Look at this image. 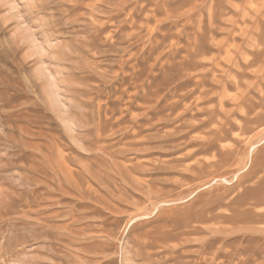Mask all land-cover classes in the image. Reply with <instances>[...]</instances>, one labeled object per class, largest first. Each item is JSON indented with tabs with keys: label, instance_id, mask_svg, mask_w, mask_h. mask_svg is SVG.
<instances>
[{
	"label": "rangeland",
	"instance_id": "374dc122",
	"mask_svg": "<svg viewBox=\"0 0 264 264\" xmlns=\"http://www.w3.org/2000/svg\"><path fill=\"white\" fill-rule=\"evenodd\" d=\"M263 89L264 0H0V264H264Z\"/></svg>",
	"mask_w": 264,
	"mask_h": 264
},
{
	"label": "bare ground",
	"instance_id": "6f19581e",
	"mask_svg": "<svg viewBox=\"0 0 264 264\" xmlns=\"http://www.w3.org/2000/svg\"><path fill=\"white\" fill-rule=\"evenodd\" d=\"M255 50V49H254ZM254 52H256V53H258L259 51L257 50V51H254ZM247 62V61H246ZM248 64H251V63H248ZM242 66V65H241ZM247 67V66H246ZM242 70L244 69V68H241ZM240 72V71H239ZM235 73V72H234ZM236 75V74H235ZM239 75V74H238ZM201 81V80H200ZM199 81V82H200ZM194 82H196V81H194ZM198 82V81H197ZM196 82V83H197ZM198 84V83H197ZM201 84H203L204 85V82L203 83H201ZM199 86H201L200 85V83L198 84ZM263 86V85H262ZM195 87H197V85L195 86ZM199 88V87H198ZM197 88V89H198ZM258 88V90H259V87H257ZM260 89H261V86H260ZM264 90V89H263ZM198 92V91H197ZM174 93V92H173ZM173 93H172V95H173ZM204 95H206V94H204ZM171 97V96H170ZM176 97H180V96H176ZM173 100V99H172ZM183 100H185L184 98H183V96L181 97V101H183ZM167 101V100H166ZM174 103H171V104H169L168 106H166V107H168V109H170V110H173L174 108H176V106H177V104H179V100H176V101H173ZM197 102V101H196ZM169 103V102H168ZM183 103V102H182ZM166 104V103H165ZM197 104V103H196ZM167 105V104H166ZM195 107V106H194ZM163 108H165V107H163ZM167 108L165 109V110H168ZM187 109H189V108H187ZM192 109V108H191ZM162 110V109H161ZM169 110V111H170ZM200 110H202V109H200ZM158 112H160V111H158ZM190 112V111H189ZM164 113V112H163ZM192 113V112H191ZM156 114V113H155ZM159 114V113H158ZM195 114V113H194ZM179 116V115H178ZM196 116V115H195ZM150 117V116H149ZM213 117V116H212ZM178 118V117H177ZM176 118V119H177ZM180 118V117H179ZM178 121V120H177ZM212 121V120H211ZM206 122V121H205ZM201 123H203V122H201ZM201 123L199 124V125H201ZM204 124V123H203ZM207 124V123H206ZM209 124V123H208ZM196 126V125H195ZM210 126V125H209ZM182 127V126H181ZM220 132V131H219ZM222 134V133H221ZM221 134L219 135V136H221ZM217 139V138H216ZM217 142V141H216ZM209 144V143H208ZM218 160V159H217ZM220 161H221V159H220ZM224 162V161H223ZM218 164H220V163H218ZM213 166H214V163H213ZM212 166V167H213ZM216 166V165H215ZM214 166V167H215ZM223 166H224V164H223ZM228 166V165H227ZM209 167H210V165H209ZM218 167V166H217ZM225 167V166H224ZM260 174V173H259ZM262 179V178H261ZM264 181V180H263ZM261 182V181H260ZM205 184V183H204ZM207 185V184H206ZM203 186V185H202ZM226 189V188H225ZM216 215V214H215Z\"/></svg>",
	"mask_w": 264,
	"mask_h": 264
}]
</instances>
